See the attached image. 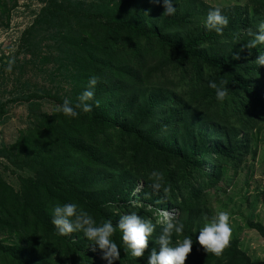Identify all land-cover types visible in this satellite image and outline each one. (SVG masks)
Wrapping results in <instances>:
<instances>
[{
    "label": "trees",
    "instance_id": "trees-1",
    "mask_svg": "<svg viewBox=\"0 0 264 264\" xmlns=\"http://www.w3.org/2000/svg\"><path fill=\"white\" fill-rule=\"evenodd\" d=\"M38 1L43 6L18 50L50 41L54 70L67 88L60 96L42 91L14 100L27 105L28 120L16 142L0 144V264H107L81 232L57 233L50 211L64 203L77 204L96 225L110 220L115 226L132 212L154 224L141 258L131 256L114 229L119 259L113 264H146L148 252L158 250L164 212L178 213L173 220L184 225L170 246L193 239L185 264H264L232 232L218 256L195 241L214 216L209 197L225 193L246 156H258L264 66L254 62L264 43L244 45L253 38L247 30L264 21V0L217 6L176 0L177 11L164 17L162 0ZM215 7L228 18L219 34L203 25ZM0 9L8 15L1 0ZM7 60L1 59L0 79ZM91 75L99 78L93 98L99 107L63 115L58 105L64 98L75 102ZM209 80L226 90L222 100ZM46 98L51 112L43 108ZM11 103L0 100V127ZM153 170L162 176L155 192ZM10 172L16 187L4 177ZM245 226L264 240L262 223L251 218Z\"/></svg>",
    "mask_w": 264,
    "mask_h": 264
},
{
    "label": "rangeland",
    "instance_id": "rangeland-1",
    "mask_svg": "<svg viewBox=\"0 0 264 264\" xmlns=\"http://www.w3.org/2000/svg\"><path fill=\"white\" fill-rule=\"evenodd\" d=\"M7 5L8 15H3L5 9H0V66L1 59H13L11 71H6L0 79V100L12 101L8 105L9 120L0 127V144L11 145L18 139V133L27 125L28 111L26 104L14 102L26 94L50 91L62 95V88H67L63 78L58 76L57 64L54 63L57 54L52 49V43L45 41L27 52H19V40L22 33L34 22L36 15L43 6L38 0H1ZM213 6L232 3L244 4L245 0H207ZM50 45V47H48ZM19 49V50H18ZM18 51V52H17ZM47 59L45 61L44 59ZM26 63V64H25ZM55 71V72H54ZM43 108L51 112L53 104L50 99L42 100ZM256 137L260 138L261 153L256 160L246 156L237 174L226 181L225 193L209 197L210 207L214 216L223 211L229 216L231 232L237 234L242 249L253 259H264V240L246 224L247 219L259 221L264 225V131ZM232 174L230 173V176ZM5 179L16 187V177L10 173L4 174ZM165 213L170 214L169 217ZM176 212H164L163 221L173 219Z\"/></svg>",
    "mask_w": 264,
    "mask_h": 264
},
{
    "label": "clouds",
    "instance_id": "clouds-1",
    "mask_svg": "<svg viewBox=\"0 0 264 264\" xmlns=\"http://www.w3.org/2000/svg\"><path fill=\"white\" fill-rule=\"evenodd\" d=\"M174 4H176V0H162L163 17L172 16L177 11V8L173 6ZM227 24L228 18L222 14L220 8L208 9L203 21L206 30H212L219 34ZM247 31L253 38L244 45L245 48H255L257 44L264 43V21L259 23L255 32H252L251 29ZM238 58V55L233 56V59ZM254 63L258 66H264V55L259 53ZM5 64L4 70L11 71L13 59L10 58ZM98 80L97 76L91 75L88 78L87 86L78 95L76 101L72 102L68 98H64L62 103L58 105V110L65 116L75 117L77 110L87 113L92 110L93 106L99 107V101L93 99ZM208 87L216 90L217 100H222L225 97L226 90L218 86L217 82L209 80ZM90 101L91 103H89ZM261 152L259 144L258 155ZM150 178L153 180L151 184L153 191L161 189V173L153 170L150 173ZM163 191L167 192L168 189L164 188ZM50 216L51 224L59 235L65 236L74 232H81L83 237L95 246L94 251L97 248L101 251L107 264H113L114 260L119 259L117 244L110 238L114 229L120 230L121 240L130 251L131 256L141 258L144 256L150 240L149 237L155 227L149 219L139 216L135 212L120 215L115 226L110 220L96 225L93 218L86 212L79 210L75 203L54 204L51 207ZM165 216L169 217L170 214L165 213ZM183 228L184 225L179 221L167 218L154 242L158 246V250L153 247L148 252L146 264H185V260L192 250L193 239L184 236L182 240L177 239L170 246V238L173 233L179 236ZM230 233L228 213L221 211L203 224L195 237V241L206 253L210 252L218 256L227 245Z\"/></svg>",
    "mask_w": 264,
    "mask_h": 264
}]
</instances>
